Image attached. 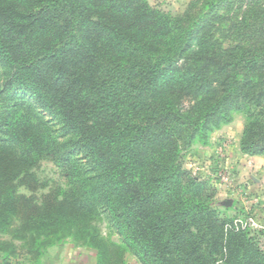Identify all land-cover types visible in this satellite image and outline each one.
Listing matches in <instances>:
<instances>
[{
	"label": "trees",
	"instance_id": "1",
	"mask_svg": "<svg viewBox=\"0 0 264 264\" xmlns=\"http://www.w3.org/2000/svg\"><path fill=\"white\" fill-rule=\"evenodd\" d=\"M221 2L0 0V264L66 241L95 264H264V228L184 163L236 111L241 152L264 156V0ZM45 158L67 187L39 199Z\"/></svg>",
	"mask_w": 264,
	"mask_h": 264
},
{
	"label": "rangeland",
	"instance_id": "2",
	"mask_svg": "<svg viewBox=\"0 0 264 264\" xmlns=\"http://www.w3.org/2000/svg\"><path fill=\"white\" fill-rule=\"evenodd\" d=\"M148 1L156 8L173 14H182L196 0ZM232 1L222 0L220 9L213 13L225 16L232 12L231 6L228 5ZM200 9L201 4H198L196 10ZM44 114L46 118H51L49 114ZM233 115L234 120L231 123L223 124L211 133L208 144L194 141L185 151L184 163L188 169L199 173L200 177L209 179L214 184L215 204L225 215L232 219L251 215L258 224L264 226V168L249 162L250 157L243 156L245 153L240 150V139L245 115L239 111L234 112ZM35 171L39 180L45 184L36 193L39 199L49 190L60 191L67 187V180L61 169L50 159H42ZM21 191L29 193L25 187H21ZM101 231L105 237L120 241L118 233L107 219L101 223ZM52 247L58 252L51 253L48 250L41 264H95V251L75 245L72 241ZM126 258L128 264H142L131 252L127 253Z\"/></svg>",
	"mask_w": 264,
	"mask_h": 264
},
{
	"label": "built area",
	"instance_id": "3",
	"mask_svg": "<svg viewBox=\"0 0 264 264\" xmlns=\"http://www.w3.org/2000/svg\"><path fill=\"white\" fill-rule=\"evenodd\" d=\"M235 224L238 226V228H249L251 230L264 228V226L258 224L257 220L251 215L247 217H236Z\"/></svg>",
	"mask_w": 264,
	"mask_h": 264
},
{
	"label": "crops",
	"instance_id": "4",
	"mask_svg": "<svg viewBox=\"0 0 264 264\" xmlns=\"http://www.w3.org/2000/svg\"><path fill=\"white\" fill-rule=\"evenodd\" d=\"M243 156L250 157L251 160H249V162L255 163V165H259L260 167L264 168V156L263 155H258V154L250 155V154L245 153V154H243ZM236 164H238V163H236ZM236 166H240V165H236ZM56 249H58V248H56ZM53 251H54V253L58 252V250H55V248H53V247H52V249L51 248L49 249V252L52 253Z\"/></svg>",
	"mask_w": 264,
	"mask_h": 264
}]
</instances>
